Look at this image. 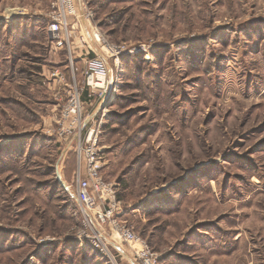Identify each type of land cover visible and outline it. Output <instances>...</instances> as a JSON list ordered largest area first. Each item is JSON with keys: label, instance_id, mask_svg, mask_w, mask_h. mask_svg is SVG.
<instances>
[{"label": "rangeland", "instance_id": "1", "mask_svg": "<svg viewBox=\"0 0 264 264\" xmlns=\"http://www.w3.org/2000/svg\"><path fill=\"white\" fill-rule=\"evenodd\" d=\"M52 3L0 0V264H131L75 196L93 125L56 123L95 55L117 86L101 103L84 90L82 112L121 221L161 264H264V0H75L90 26L69 16L61 48Z\"/></svg>", "mask_w": 264, "mask_h": 264}, {"label": "built area", "instance_id": "2", "mask_svg": "<svg viewBox=\"0 0 264 264\" xmlns=\"http://www.w3.org/2000/svg\"><path fill=\"white\" fill-rule=\"evenodd\" d=\"M69 16L76 17L79 20L78 22L84 19L87 24L90 23L92 18L91 12L85 7L82 10L76 8L75 0H53L49 12L50 22L47 27V33L57 47L61 48L65 44H69L66 30L69 25ZM91 33L95 42L101 43L106 49L109 58L116 57L117 59L119 54L124 51L123 46H116L106 42L98 31L91 30ZM108 69L107 62L101 56L95 55L86 59V68L80 87L77 88L76 83H65V86H68V90L60 105L61 115L57 118L58 121L56 123L58 122L57 124L68 129L78 128L80 133L82 128L87 126L88 123L93 125L85 129L83 135V146H81V154H79L81 164L75 182V196L84 215L86 226L96 234V239L99 241L100 239L107 240L103 235L105 228H107L130 246L132 251V259L128 258L130 263L160 264L157 252L149 247L132 228L121 221L120 215L124 210L121 202L116 199V193L112 185L102 179L100 151L96 144L98 130L95 127L94 116L91 114L84 115L82 112L84 107H82L80 94L84 90L87 92L89 99L99 100L100 103L109 92L115 90L117 80L115 76L113 77L109 73ZM70 71L72 74L74 73L72 59L70 60ZM51 79L58 83L66 82L64 76L57 70L51 73ZM132 244L139 246V248L133 247ZM98 246L95 243V247L98 248ZM115 248L121 251L118 247Z\"/></svg>", "mask_w": 264, "mask_h": 264}, {"label": "bare ground", "instance_id": "3", "mask_svg": "<svg viewBox=\"0 0 264 264\" xmlns=\"http://www.w3.org/2000/svg\"><path fill=\"white\" fill-rule=\"evenodd\" d=\"M85 25H87V24H85ZM90 32H91V29H90ZM93 38V37H92ZM93 40H94V38H93ZM95 41V40H94ZM119 249H121L122 250V254L123 255H125L126 257H128L129 255L127 254V252H125V250L123 249V248H121V247H118ZM130 257V256H129Z\"/></svg>", "mask_w": 264, "mask_h": 264}, {"label": "crops", "instance_id": "4", "mask_svg": "<svg viewBox=\"0 0 264 264\" xmlns=\"http://www.w3.org/2000/svg\"><path fill=\"white\" fill-rule=\"evenodd\" d=\"M87 53H89V52H87ZM97 56H100V55H97ZM102 57V56H101ZM103 58V57H102ZM80 59H82V58H80ZM104 59V58H103ZM104 61H106V62H108L106 59H104ZM109 66V65H108ZM131 264H133V263H131ZM134 264H136V263H134Z\"/></svg>", "mask_w": 264, "mask_h": 264}, {"label": "water", "instance_id": "5", "mask_svg": "<svg viewBox=\"0 0 264 264\" xmlns=\"http://www.w3.org/2000/svg\"><path fill=\"white\" fill-rule=\"evenodd\" d=\"M165 187H166V186L162 187L160 190H164Z\"/></svg>", "mask_w": 264, "mask_h": 264}, {"label": "trees", "instance_id": "6", "mask_svg": "<svg viewBox=\"0 0 264 264\" xmlns=\"http://www.w3.org/2000/svg\"><path fill=\"white\" fill-rule=\"evenodd\" d=\"M159 262H160V260H159ZM161 264V263H160Z\"/></svg>", "mask_w": 264, "mask_h": 264}]
</instances>
